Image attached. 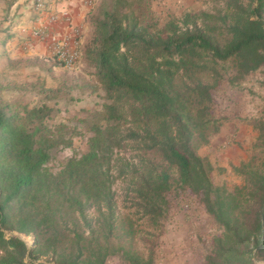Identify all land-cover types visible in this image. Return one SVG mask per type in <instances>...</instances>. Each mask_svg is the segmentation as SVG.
<instances>
[{
	"label": "trees",
	"instance_id": "obj_1",
	"mask_svg": "<svg viewBox=\"0 0 264 264\" xmlns=\"http://www.w3.org/2000/svg\"><path fill=\"white\" fill-rule=\"evenodd\" d=\"M221 1L161 24L151 0H101L79 48L100 82L83 87L101 88L105 100L80 125L52 122L49 101L75 99L67 80L27 88L0 77V264H107L113 255L157 264L154 250L144 255L133 240L144 222L162 227L173 190L200 196L222 229L202 264L264 259V116L251 122L259 134L234 167L244 183L233 190L213 181L212 162L198 152L222 125L214 90L264 67V0ZM4 90H32L40 101L8 100ZM85 132L87 150L51 170L55 153ZM120 150L130 155L115 159Z\"/></svg>",
	"mask_w": 264,
	"mask_h": 264
},
{
	"label": "rangeland",
	"instance_id": "obj_2",
	"mask_svg": "<svg viewBox=\"0 0 264 264\" xmlns=\"http://www.w3.org/2000/svg\"><path fill=\"white\" fill-rule=\"evenodd\" d=\"M170 1L151 0V8L161 24L171 15H180L183 10H211L222 4L221 0H189L185 2L183 0L181 3H179L180 1ZM14 2L13 0H0V39H4L11 32L12 25L15 27L17 24L23 23L21 22L24 18L23 6H21L22 8L17 7L14 13L15 7L12 6ZM100 2L101 0H96L93 4L88 22L96 13L95 7ZM25 4L28 5L27 11H32V2L27 1ZM89 32L90 35L93 32L91 23H89ZM0 53L2 54L0 77L7 76L17 84L30 88L33 83L40 80L45 81L48 87L59 88L67 80L66 86L72 87L71 91L75 99L49 101V104L56 108L52 122L80 125L79 118L87 116L90 110L102 107L101 104L105 100L102 96L105 95V91L99 88L98 91L91 92L88 88L83 87L86 84H91L94 88L100 86L95 75V68L88 64L83 57L76 68L67 69L57 64L49 51L35 53L33 47L23 45L20 40L16 42L14 38H10L4 45L0 44ZM228 69L230 71V68ZM213 95L215 115L222 120L223 124L229 123L231 132L226 140L218 145L217 152L208 148L207 145L201 146L198 152L206 157L211 153L219 154L230 147L241 152L240 159H237L236 164H230L229 168L218 164L221 157L213 156L217 159L211 173L213 181L233 190L237 185L244 183V176L237 173L234 167L240 166L243 160L250 157L259 134L251 122L255 118L264 116V67L250 74L238 84L224 83L214 90ZM2 96L8 100L22 99L30 106L40 101L39 95L32 90H4ZM89 135L88 132H85L84 135H77L74 137L72 147L58 150L48 163L51 170L58 171L70 156L85 152ZM124 155L128 156L130 152L116 151L115 159ZM124 184L121 178L117 179L115 183L120 208L124 204ZM168 197L169 209L162 222V227L154 229L144 222L133 240L134 246L144 255H148L151 250H154L157 264H167L168 261L170 264H202L211 250L214 236L219 235L222 229L206 211L200 196L189 190L177 192L173 190ZM172 236L173 238H171ZM20 237L28 244L32 242L31 236L21 234ZM256 262L264 264V259H258ZM107 264H123V261L119 255H113L108 258Z\"/></svg>",
	"mask_w": 264,
	"mask_h": 264
},
{
	"label": "crops",
	"instance_id": "obj_3",
	"mask_svg": "<svg viewBox=\"0 0 264 264\" xmlns=\"http://www.w3.org/2000/svg\"><path fill=\"white\" fill-rule=\"evenodd\" d=\"M31 2L32 0H16L12 5L15 7L14 13L17 7L23 6L22 11L23 13V20L16 25H12V30H10L14 34V38L17 41L20 40L25 46L33 47L35 53L39 52H47V43L43 40H39L32 37V31L35 27L49 25L51 30H54L57 36H69L72 33L73 26H79L82 31V40L83 43L87 40L90 36L89 32V22L88 18L91 14V10L93 8V4L96 0H44L45 2V9L43 10L42 14H37L35 11L31 14L32 11H27L26 2ZM171 0L170 2H172ZM174 1H181L183 0H174ZM189 1V0H184ZM169 2V0H168ZM186 6V5H185ZM22 8V7H21ZM31 10V9H30ZM184 11V10H183ZM63 13H68L71 17V21L67 22L66 20L62 19ZM31 14V16H30ZM14 15V14H13ZM57 15L59 18L57 22H52L50 20V16ZM231 132V127H229V123H222L221 128L217 134L211 139L210 143L207 145L208 148L215 150L217 152L218 145L226 140ZM216 155V158H222L221 161L219 159L218 164L223 165L225 167H230V164H236L237 159H240L241 152L235 150L234 148L225 149L223 152L219 154H213L208 156L212 164L214 165L217 159L213 156ZM221 167V166H220ZM214 170V169H213ZM173 238V236L171 237ZM165 262V261H163ZM167 264H170L168 261Z\"/></svg>",
	"mask_w": 264,
	"mask_h": 264
},
{
	"label": "built area",
	"instance_id": "obj_4",
	"mask_svg": "<svg viewBox=\"0 0 264 264\" xmlns=\"http://www.w3.org/2000/svg\"><path fill=\"white\" fill-rule=\"evenodd\" d=\"M36 10L42 12L44 2L36 0ZM60 17V16H59ZM57 15L50 16L52 22H57ZM62 19L70 22V15L63 13ZM72 33L69 36H57L49 25L36 27L33 30V36L47 43L48 51L52 58L68 69L76 68L81 61V51L79 45L81 43V29L78 26H71ZM10 235V232H6ZM14 235L20 236V233L14 232Z\"/></svg>",
	"mask_w": 264,
	"mask_h": 264
},
{
	"label": "clouds",
	"instance_id": "obj_5",
	"mask_svg": "<svg viewBox=\"0 0 264 264\" xmlns=\"http://www.w3.org/2000/svg\"><path fill=\"white\" fill-rule=\"evenodd\" d=\"M42 1L44 2V0H42ZM31 2H32V11H33V12L35 11V13H37L38 15H39V14H42L43 10H44L45 7H46V6H45V2H44V7H43V9H42V12H39V11L36 10V5H35V4H36V0H32ZM70 20H71V17H70ZM71 26H72V25H71ZM76 26H77V25H76ZM39 27H40V26H39ZM78 27H79V26H78ZM35 28H36V27H35ZM35 28H34V29H35ZM79 28H80V27H79ZM34 29H33V30H34ZM80 29H81V28H80ZM32 37L35 38V37L33 36V31H32ZM36 39H37V38H36ZM39 40H40V39H39ZM81 40H82V31H81ZM80 44H82V43H80ZM47 46H48V45H47ZM79 46H80V45H79ZM47 48H48V47H47ZM81 59H82V57H81ZM54 60H55V59H54ZM80 62H81V61H80ZM65 68H66V67H65ZM20 234H21V233H20Z\"/></svg>",
	"mask_w": 264,
	"mask_h": 264
}]
</instances>
